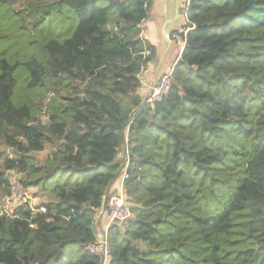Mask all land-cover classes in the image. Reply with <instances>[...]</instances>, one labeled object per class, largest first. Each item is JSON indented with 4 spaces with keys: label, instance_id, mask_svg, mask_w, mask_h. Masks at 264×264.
I'll list each match as a JSON object with an SVG mask.
<instances>
[{
    "label": "trees",
    "instance_id": "trees-1",
    "mask_svg": "<svg viewBox=\"0 0 264 264\" xmlns=\"http://www.w3.org/2000/svg\"><path fill=\"white\" fill-rule=\"evenodd\" d=\"M154 8L0 0V195L14 172L46 199L0 215V264H101L88 247L127 152L132 216L109 230V264H264V0H188L150 103Z\"/></svg>",
    "mask_w": 264,
    "mask_h": 264
},
{
    "label": "built area",
    "instance_id": "built-area-1",
    "mask_svg": "<svg viewBox=\"0 0 264 264\" xmlns=\"http://www.w3.org/2000/svg\"><path fill=\"white\" fill-rule=\"evenodd\" d=\"M117 1H125V0H117ZM182 32L183 30L179 31V33L173 34L171 38L173 41L180 42V52H182L184 49V44H182L181 42ZM144 56L145 58L150 57V52L147 51L144 54ZM170 84H171V72L160 78L158 84L153 90L151 97L148 99V102L154 103L155 101L161 100L162 97L166 95V93L168 92ZM123 160H124L123 169L120 176L121 189L117 194L112 195L110 197L108 203L109 224L104 228H97L96 241L90 244L88 247L90 253L101 260V264H109L111 260L110 257L111 249L109 245V230L111 226L118 223H124L132 216L131 207L126 202V193L124 187L125 182L129 179L128 167L130 162H129L128 152L124 156ZM21 191H24V193L27 192V190H25L21 185L19 187H16V189L14 186H12V192L9 197L0 195V215L3 214H6L8 216L11 215V211H12L11 209L13 207V204L16 203L15 198H18V200H20L26 195L24 194L23 196ZM18 193L19 196H17Z\"/></svg>",
    "mask_w": 264,
    "mask_h": 264
},
{
    "label": "crops",
    "instance_id": "crops-1",
    "mask_svg": "<svg viewBox=\"0 0 264 264\" xmlns=\"http://www.w3.org/2000/svg\"><path fill=\"white\" fill-rule=\"evenodd\" d=\"M156 5H157V0H155V8H154L155 12L158 10V7ZM163 12H165V11L163 10L160 12V10H158V13L159 14L161 13V16L163 18L162 19V21H163L162 25L159 26V25H156V23H155L152 26V31L150 29V31H149L150 33L149 32L143 33L144 39L147 40V38H149L151 40V43L157 47V58H156V60L153 63H151L148 66V68L145 70V72L142 74V88L140 90V95L143 97L144 101H147L151 97L153 90L155 89L156 85L158 84L160 78L172 71L176 61L179 58L180 45L177 43V46L179 49H178V52L176 54V58L174 60L175 62L173 63L172 67H168V68L164 69L163 67H164V63H165L166 59H163V60L158 59V54H159L158 52H159V47H160L159 45L161 43L159 35H161V36L163 35V27H164V23H165V19H166V15ZM150 20H152V14H151ZM147 26H148V24H147ZM177 31H179V30H177ZM148 33L150 36H148ZM173 42H175V41H173ZM181 42L183 44V40ZM171 50H172V47H171ZM171 50H170V52H171ZM120 189H121V180L119 178L112 185V187L110 189V196L117 194L120 191ZM108 224H109L108 210L107 211L103 210V211H101V213L98 215V217L96 219V228H104Z\"/></svg>",
    "mask_w": 264,
    "mask_h": 264
},
{
    "label": "rangeland",
    "instance_id": "rangeland-1",
    "mask_svg": "<svg viewBox=\"0 0 264 264\" xmlns=\"http://www.w3.org/2000/svg\"><path fill=\"white\" fill-rule=\"evenodd\" d=\"M158 7V10L163 11V8L161 7V5H159L157 3L156 5ZM158 10L155 12V10L153 11L152 13V20H148L147 22H145V24L142 26L143 28V33L144 32H149L150 29L152 31V26L156 23V25H159L161 26L162 25V16H161V13L159 14L158 13ZM165 13V12H163ZM183 15V14H182ZM184 17V16H183ZM148 24V26H147ZM184 25V23L182 24ZM180 25L178 28L179 31H181V26ZM150 33V32H149ZM148 33V36H150ZM161 33V32H160ZM152 34V33H151ZM174 34V33H173ZM172 34V35H173ZM153 35V34H152ZM172 35H171V38H172ZM159 38H160V47H159V54H158V59L160 60H163V59H166L165 63H164V69L168 68V67H172L173 63L175 62V58H176V54L178 52V46H177V43L180 45V42H173V46H172V50L171 52H168L169 51V43L166 42L164 40V37L163 35H159ZM147 40L151 43V40L149 38H147ZM48 153L49 151H46L44 153H40L37 155L38 159H40V161L46 159V157L48 156ZM9 178L12 182V186L15 187H19L21 184H20V175L17 174V173H14V172H10L9 173ZM17 192V191H16ZM20 192V191H19ZM22 195L24 196V194H26L22 199L18 200V198H15L16 199V203L17 204H25V203H28L29 205H31L33 208H36L38 206H40L44 201H46V199L43 197V192L40 191V190H36V189H31L29 191H27L26 193H24V191H21ZM17 196H19V193L17 194ZM20 202V203H18ZM2 205V204H1ZM3 206V205H2ZM4 209V208H2Z\"/></svg>",
    "mask_w": 264,
    "mask_h": 264
},
{
    "label": "water",
    "instance_id": "water-1",
    "mask_svg": "<svg viewBox=\"0 0 264 264\" xmlns=\"http://www.w3.org/2000/svg\"><path fill=\"white\" fill-rule=\"evenodd\" d=\"M188 0H157L165 11L166 19L163 27V37L169 43V51L173 45L171 34L178 30L179 26L185 23V18L182 11L185 9V4ZM182 40L185 42V33L182 32Z\"/></svg>",
    "mask_w": 264,
    "mask_h": 264
}]
</instances>
